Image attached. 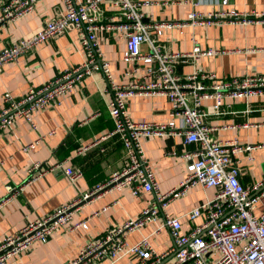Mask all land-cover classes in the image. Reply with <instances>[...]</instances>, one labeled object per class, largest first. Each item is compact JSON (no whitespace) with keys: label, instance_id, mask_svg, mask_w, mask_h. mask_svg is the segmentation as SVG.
<instances>
[{"label":"built area","instance_id":"built-area-1","mask_svg":"<svg viewBox=\"0 0 264 264\" xmlns=\"http://www.w3.org/2000/svg\"><path fill=\"white\" fill-rule=\"evenodd\" d=\"M38 1L0 0V29L7 21L30 13ZM105 1L63 0V12L46 21L34 34L22 37L0 51L1 70L6 63L32 52L39 44L76 28L87 53L82 63L39 87L30 88L19 98L6 92L4 105L0 108V132L12 128L18 119L26 120L33 129H37L35 114L39 110L73 91L85 76L99 71L106 79L107 90L111 94L108 104L114 127L94 143L117 136L126 149V165L122 170L113 172L107 182L89 192H81L73 201L52 213L29 220L15 233L6 234L0 240V264H14L11 261L13 258L29 251L37 242H47L61 227L68 226L73 230L87 226L84 220L74 221L77 211L94 194L108 188H129L136 196L150 192L154 199L142 209L138 218L108 229L103 235L86 242L74 264H93L105 259L114 264L129 255L137 257L136 264H161V260L168 255L172 256L171 262L162 264H264V206L259 213L256 212L264 195V174L253 184L245 185L240 179L238 158L239 152L264 145L242 144L237 138L216 137L214 131L217 127L207 121L211 115L230 112L227 99L249 100L252 96H264V73L223 78L202 67L190 73H180L178 66L182 63L195 62L204 56L227 50L195 44L189 51H170L150 34L152 30L161 34L164 28H181L188 24L264 22V11L221 8L206 13L192 11L184 20L154 22L146 21L144 11V7L153 5L151 0H109L119 12L118 16L110 18L104 13ZM220 2L227 4L229 0ZM162 3L171 4L174 1ZM112 30L120 31L121 37L126 40L123 60L134 66L133 71L127 72L131 75L128 81L118 82L115 79L111 63L100 46L98 34ZM144 43L148 49H142ZM138 71L141 74L136 75ZM140 94L166 96L172 104L173 117L168 121L135 120L127 102L130 97ZM210 100L212 103L207 104L206 101ZM236 126L239 125H225L223 128ZM173 134L182 135L187 144L194 145L192 150L182 154L192 165L178 186L163 191L145 153L143 140ZM40 139L26 144L23 150L32 151ZM91 145H82L77 152L82 153ZM51 168L61 169L73 184L83 174L79 168L67 164V160L44 168L40 161H34L29 168L30 177H39ZM197 185L215 188L214 195L182 216L171 214L167 209L169 202ZM160 213L163 216L162 227L169 230L172 239L170 249L157 253L149 235L136 243L128 242L131 230L154 221ZM183 218L192 222L188 230L184 229Z\"/></svg>","mask_w":264,"mask_h":264},{"label":"crops","instance_id":"crops-1","mask_svg":"<svg viewBox=\"0 0 264 264\" xmlns=\"http://www.w3.org/2000/svg\"><path fill=\"white\" fill-rule=\"evenodd\" d=\"M153 5L144 7L146 21L184 20L192 11L210 12L221 8L240 11H264V0H151ZM174 1L171 4H163ZM105 16H118V9L111 1L103 3ZM65 10L63 0H39L27 15L7 21L0 29V51L13 45L18 39L34 34L52 17ZM106 18V19H107ZM105 19V20H106ZM150 34L157 43L170 51H189L195 44L201 47L226 49V52L204 56L195 62L178 66L180 73H190L195 68L216 72L219 77L245 76L264 73V22H230L203 25L188 24L181 28H164L161 34L152 30ZM99 42L105 57L110 61L115 79L128 81V71L134 66L123 60L126 40L118 30L102 31ZM142 49H148L146 43ZM87 53L76 28L39 44L35 50L11 62L0 70V108L4 105V94L10 92L16 98L30 88L39 87L63 71L85 60ZM143 71V70H141ZM139 71L136 75H139ZM141 74V73H140ZM111 98L107 82L99 71L87 75L73 89L50 106L35 114L37 129L24 119H18L10 129L0 132V240L15 233L26 222L52 213L57 208L73 201L81 192H89L99 184L107 182L113 172L122 170L127 162L123 142L117 136L95 140L114 127L108 101ZM211 104L212 101H206ZM229 113L211 115L210 125L216 126V137L237 138L242 144L264 145V96H252L249 100L227 99ZM226 104V105H227ZM128 110L135 120L147 119L168 121L172 104L163 95L140 94L129 98ZM225 125H239L223 128ZM35 149L26 152L23 147L40 138ZM92 144L78 153L82 145ZM145 153L151 162L159 187L167 191L180 184L191 170V161L182 157L185 151L194 148L182 135L173 134L143 140ZM240 179L251 185L264 174V146L251 151L239 152ZM67 160V164L82 170V176L71 183L59 168H51L41 176L31 179L30 165L40 161L42 167L53 166ZM215 188L197 185L185 195L169 202L168 211L182 216L190 209L211 198ZM154 196L144 192L134 195L129 188H108L94 194L77 211L75 222L86 221L87 226L70 229L59 228L47 242L33 244L11 261L14 264H74L81 248L89 240L103 235L108 229L138 218L142 209L153 202ZM264 206V195L256 212ZM184 229L192 222L183 218ZM163 216L129 232L127 240L133 244L149 235L157 253L170 249L172 239L169 230L162 227ZM172 256L161 260L170 263ZM135 255L124 256L114 264H136ZM93 264H110L109 260L94 261Z\"/></svg>","mask_w":264,"mask_h":264}]
</instances>
